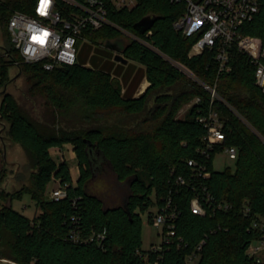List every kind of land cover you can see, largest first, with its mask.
Returning a JSON list of instances; mask_svg holds the SVG:
<instances>
[{"label":"trees","instance_id":"16d2710c","mask_svg":"<svg viewBox=\"0 0 264 264\" xmlns=\"http://www.w3.org/2000/svg\"><path fill=\"white\" fill-rule=\"evenodd\" d=\"M34 1H0V20L6 22L5 36L1 30L5 42L0 45V84L10 81V68L16 66L27 97L48 108L44 118L40 114L32 119L9 92H3L0 117L9 122V138L30 152L33 168L27 186L16 190L1 186L4 176L0 174V258L19 264H256L247 250L255 240L264 239L260 224L264 216V93L255 83V65L248 55L233 44L230 70L221 72L214 50L206 48L190 56L198 34L185 36L173 25L183 3L136 0L130 8H111L108 17L116 26L104 25L89 37L92 43L116 39L119 28L135 36L125 40L123 55L143 65L149 85L138 96L128 95L123 79L112 76L94 55L90 65L78 61L53 70L44 69L40 62H24L10 43L8 20L12 9L32 13ZM145 16L154 20L150 29L141 32L135 24ZM240 32L264 44V1ZM173 61L188 67L195 78L186 76ZM203 83L215 86L220 98L211 102ZM237 86L249 94L236 97ZM195 97L199 100L178 117L182 103ZM210 108L223 122L224 145L237 149L234 166L223 170H216L213 162L222 147H215L208 159L198 151L206 132L198 117ZM87 141L103 151L119 182L132 180L121 204L108 205L106 196L88 185L92 170ZM66 142L75 144L80 170L76 184L68 162H57L50 154L51 147ZM191 157L204 160L208 177H192L187 165ZM179 174L188 183L172 184ZM52 179L65 186L63 198L45 195ZM171 189L179 210L175 235L161 248L143 250L141 213L148 212L151 220L152 208L160 206ZM25 192L42 210L33 217L12 206ZM196 193L204 214L190 208ZM224 203L229 207L219 206ZM71 229L84 235L106 229L104 246L73 241ZM203 240L198 259L190 262L188 254ZM262 257L264 262V250Z\"/></svg>","mask_w":264,"mask_h":264},{"label":"built area","instance_id":"2783aa9c","mask_svg":"<svg viewBox=\"0 0 264 264\" xmlns=\"http://www.w3.org/2000/svg\"><path fill=\"white\" fill-rule=\"evenodd\" d=\"M171 3H183L184 9L174 21L175 29L185 36L198 34L190 49V56L200 54L206 48L215 52L219 62V72L230 70V46L235 44L243 53L247 54L255 65L254 80L264 93V44L261 39L240 32L244 23L250 21L259 11L264 0H170ZM136 0H35L33 12L27 13L19 9H12L8 20L10 43L18 50L24 62H40L46 70L74 64L78 62L77 56L83 43L91 44L89 37L91 31L104 25L116 26L109 17V10L130 8ZM119 28V27H118ZM124 33V40L135 37L129 31L119 28ZM2 56L8 57L6 52ZM174 65L186 73H194L184 64L173 61ZM1 65V63H0ZM211 93V102L220 98L215 86L203 83ZM199 100L195 97L193 102ZM199 121L206 128L203 135V145L198 148L201 156L208 159L215 147H222L229 158L237 157L234 146H225L226 138L223 122L218 112L210 108L208 112L199 115ZM218 152V153H220ZM217 154V153H216ZM187 165L192 169V177H208L210 172L206 169L204 160L191 157ZM174 173V170H171ZM59 180V179H57ZM60 182V180H59ZM188 183L185 176H175L172 184L184 185ZM204 189V188H203ZM172 189L162 199V204L152 208L151 223L162 229V244L169 243L176 230V219L179 215L178 205L171 194ZM50 198L60 199L66 195L65 186L60 184L49 192ZM210 199L207 196L206 201ZM228 208L229 204L219 205ZM190 208L196 214H204L205 207L199 193L191 198ZM257 222H254V225ZM106 229L93 231L84 235L81 231L71 229L69 238L73 241H92L104 246ZM204 240L188 254L190 262L198 259ZM161 246L151 249H158ZM264 250V239L252 242L248 253L256 258V264H264L261 252Z\"/></svg>","mask_w":264,"mask_h":264},{"label":"rangeland","instance_id":"374dc122","mask_svg":"<svg viewBox=\"0 0 264 264\" xmlns=\"http://www.w3.org/2000/svg\"><path fill=\"white\" fill-rule=\"evenodd\" d=\"M1 2H4L6 0H0ZM6 22L4 20H0V45H2L5 42V39H2V33H4L5 36V24ZM124 33L121 32L117 38L124 40ZM88 44V43H87ZM86 44V45H87ZM82 51V54H85V60L88 65H90L89 59L92 55L96 59H99L100 61H104L105 59L114 58L115 50L112 48H109L105 45V40H99L95 43H91L89 45V48L85 46ZM114 60V59H113ZM186 76H190L192 78H195L191 73H186L187 71H183ZM17 72V67L13 66L10 68V81L7 83L5 91L9 92L14 99H16L19 104L24 108L26 113L31 117L32 119H39V115L44 118L46 109H48L43 104H36L33 99H30L27 97L25 92V85L22 76ZM3 89L4 85L0 84V103L3 97ZM236 91V97L240 96H246L248 91L244 87L237 86L235 89ZM41 96H38L37 100L41 101ZM194 100V99H193ZM192 101L183 102L181 108L179 109L177 116L183 117L188 110L189 106L193 103ZM237 114H239L237 111H235ZM4 113L8 114V105H4ZM239 117L244 121L245 118L239 114ZM8 126L9 122L4 118L0 117V174L4 176V180H2L1 186H5V189L7 190H16L20 188L22 185L27 186L29 183L28 179L32 172L33 163H32V156L30 155V152L23 148L19 143L13 142L9 138L8 133ZM65 144H68V148H66L65 156H70L73 154V151H75V144L72 142H66ZM54 157H52L55 161L58 162L57 158L55 157L57 153L56 149L51 150ZM73 156V155H72ZM70 160H73L70 162V166L73 168L75 166V163L77 162V153L76 156L74 155L71 157ZM214 162V168L216 170H223L228 166L233 167L235 159L229 158L228 155L224 152H220L215 154L213 158ZM103 169L101 173L98 175V177L90 184L92 186V191L96 192L99 195H105V201L108 205L112 204H121L124 201V196L127 193V186L124 183H120L117 181L114 173L110 169V167L107 165V163H104ZM74 174V171H73ZM53 182L55 180H52L51 185H53ZM45 195L47 198H50L49 192H45ZM7 204H9V200L6 201ZM12 206L14 209L22 212L23 214L33 217L37 214V206L36 201L32 198L31 194L28 192L23 193L22 197L16 198L12 201ZM154 210V208H153ZM142 218H143V225H142V249L143 250H149L153 247L161 246L162 245V229L158 226H155L151 223V221L148 218V212H143ZM260 224L264 225V216L260 219ZM6 236L8 234L6 233ZM261 256H263V252L260 253Z\"/></svg>","mask_w":264,"mask_h":264},{"label":"crops","instance_id":"0c3cea01","mask_svg":"<svg viewBox=\"0 0 264 264\" xmlns=\"http://www.w3.org/2000/svg\"><path fill=\"white\" fill-rule=\"evenodd\" d=\"M85 46L87 47L86 43H83L81 50H83ZM84 58H85V54L83 55L82 51L79 50L77 60L79 62L80 61L85 62L86 60ZM113 59L109 57L107 58V60L105 59V61L101 60L100 64H104L105 68H107V70L111 73L112 76H118L119 78L123 79L124 81L123 90H126L127 94L132 95V96H138L142 92H144L147 86L149 85V81L146 77L143 65L138 62L131 61L130 59H127L125 63L121 61H117L115 60V58ZM84 64L88 65L87 63H84ZM66 148H68V144H65V143L62 144L61 146L51 147L50 154L52 157H54L51 150L56 149L58 154H56L55 157L57 158L58 162H61V161L68 162L73 184H76L79 178V175H80L78 162L75 163V166L73 168L70 166V162L73 161L70 159L74 155L76 156V153L75 151H73V154H72L73 156L72 155L65 156L64 152L66 151ZM73 171H74V174H73ZM52 180L53 181L55 180V182H53V185L50 184L52 183ZM52 180L46 186L45 192L47 193L60 184L59 180L57 179H52ZM36 208H37V214H39L42 210L40 207H36Z\"/></svg>","mask_w":264,"mask_h":264},{"label":"water","instance_id":"95a60500","mask_svg":"<svg viewBox=\"0 0 264 264\" xmlns=\"http://www.w3.org/2000/svg\"><path fill=\"white\" fill-rule=\"evenodd\" d=\"M153 20H154V17L145 16L144 18H142L139 22H137L135 24V27L139 31L145 32L146 30L150 29V27L152 26ZM105 45L116 51L115 56H114L115 60L121 61L123 63H125L127 61V58L123 55V50L125 47V40L120 39V38L106 39ZM6 86H7V83L4 84L3 92H5ZM87 142H88L87 154L89 157L91 170H92V176H91L90 180L88 181V185H90L98 177V175L101 173V171L103 169L102 165L104 163H107V165L110 167L111 170H112V167H111L110 162L106 160V157H105L103 151L98 146L93 144L91 141H87ZM112 172H113V170H112ZM131 182H132V180H126V181H123L120 183L126 184L127 192H128V189L130 187ZM126 199H127V193L124 196V201ZM0 264H19V263L16 262L15 260H12L9 258H0Z\"/></svg>","mask_w":264,"mask_h":264}]
</instances>
